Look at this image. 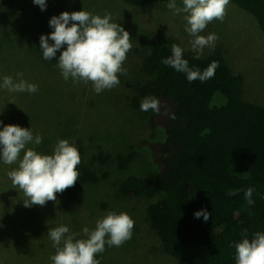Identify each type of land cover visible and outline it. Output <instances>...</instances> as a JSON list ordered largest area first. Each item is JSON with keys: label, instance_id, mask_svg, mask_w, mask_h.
<instances>
[{"label": "rangeland", "instance_id": "obj_1", "mask_svg": "<svg viewBox=\"0 0 264 264\" xmlns=\"http://www.w3.org/2000/svg\"><path fill=\"white\" fill-rule=\"evenodd\" d=\"M46 3V10L41 11L32 0H0V78L18 79L16 74L23 73L24 80L38 85L34 94L0 89V120L4 125L31 128L34 136L41 135L42 143L35 146L38 152L51 154L57 141L66 139L83 148L85 163L98 152L113 160L128 146L151 134L146 123L138 117L132 119L133 114L124 108L131 93L129 86L142 80L139 56L144 54L153 35L171 37L185 50L192 51V37L185 31L188 14L183 11L182 0H176L178 13L166 3L148 13L120 0H46ZM82 9L101 16L111 13L112 22L121 24L131 39L132 47L123 63L126 73L119 76L118 85L100 94L94 92L91 83L65 81L56 58L45 61L40 51V36L52 31L50 18ZM159 13L162 18L155 19L154 14ZM142 30L146 31L141 34ZM209 33H215L218 39L213 47H205L201 56L212 54L219 45L232 73L244 78V100L264 106V34L256 21L229 0L223 19H214L200 34ZM143 159L138 157L123 172L115 168L114 161L108 167L97 165L100 168L96 167L95 172L100 175L106 170L107 177L97 184L76 185L74 200H67L62 192L56 194L55 201L32 207L24 206L23 191L9 179L8 173L17 165L0 164V264H51L49 258L55 249L48 237L49 229L66 225L70 232L80 234L78 238H85L83 227L94 228L95 222L109 211L128 213L134 220L133 235L120 247L106 245L97 257L101 264H180L161 251L159 238L142 214L144 202L114 200L116 183L131 173L146 170Z\"/></svg>", "mask_w": 264, "mask_h": 264}, {"label": "trees", "instance_id": "obj_2", "mask_svg": "<svg viewBox=\"0 0 264 264\" xmlns=\"http://www.w3.org/2000/svg\"><path fill=\"white\" fill-rule=\"evenodd\" d=\"M120 1L146 13L169 2ZM230 1L249 14L264 34V0ZM162 16L154 14L155 19ZM173 44L179 45L171 37L151 36L139 56L142 80L129 86L124 108L132 119L138 117L148 125L150 136L113 160L98 152L87 163L78 144L79 177L63 195L74 200L76 185L105 179L108 172L98 175L96 167L114 161L123 172L138 157L145 158L146 170L115 184L114 200L144 202L142 214L159 238L161 251L180 264H235V243L264 232V106L244 100V78L232 73L219 45L198 59L179 45L191 67L203 70L213 61L219 65L212 78L189 83L185 74L162 63L171 56ZM217 95L221 98H214ZM146 96L158 98L157 112L141 111ZM249 187L256 189L251 202L244 196ZM201 209L208 211L207 221L194 217Z\"/></svg>", "mask_w": 264, "mask_h": 264}, {"label": "clouds", "instance_id": "obj_3", "mask_svg": "<svg viewBox=\"0 0 264 264\" xmlns=\"http://www.w3.org/2000/svg\"><path fill=\"white\" fill-rule=\"evenodd\" d=\"M41 11L46 10V0H32ZM186 16L185 31L192 37L190 44L198 59L205 47H213L218 39L215 33L201 35L207 25L222 20L229 0H182ZM168 8L174 12L176 0H169ZM78 22V23H77ZM52 29L47 35L40 36V51L45 61L56 58V66L65 81L74 84L91 83L96 94L112 89L120 83L119 76L126 73L123 63L132 45L129 32L121 24L112 22V15L105 12L102 16L80 10L61 12L49 20ZM51 41V43H50ZM184 49L173 44L171 56L162 59V63L183 73L189 83L194 80L205 82L215 75L218 62L213 61L203 70L193 68L184 58ZM57 52L60 55L57 57ZM17 78H0V89L12 93H30L38 91V85L24 80L23 73ZM141 111L159 110V100L146 96L141 104ZM0 164L17 165L9 173L14 186L23 191L25 207L43 206L47 201H55L56 194L73 186L78 180L77 166L81 162L75 144L60 139L51 154L38 152L35 146L43 141L41 135L34 136L31 128L18 125H4L0 120ZM33 147H28V145ZM21 153H23L21 157ZM254 187L244 190L245 199L252 201ZM194 217H203L209 213L205 209L196 211ZM134 220L126 212L109 211L95 222V227L82 229L85 238H78L79 233L70 232L66 225L49 229L48 237L52 241L55 253L50 256L51 264H101L99 254L105 246L120 247L133 235ZM235 264H264V232L257 231L252 239L245 236L235 243Z\"/></svg>", "mask_w": 264, "mask_h": 264}]
</instances>
